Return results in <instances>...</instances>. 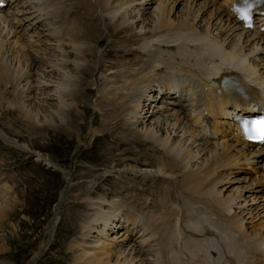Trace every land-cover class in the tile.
Masks as SVG:
<instances>
[{
    "label": "bare ground",
    "instance_id": "1",
    "mask_svg": "<svg viewBox=\"0 0 264 264\" xmlns=\"http://www.w3.org/2000/svg\"><path fill=\"white\" fill-rule=\"evenodd\" d=\"M70 1H73V4L66 10V20L71 18L70 26L64 34L56 35L52 38L55 41V46L52 48L51 57L48 58H30L24 46L18 42L19 38L15 36L16 32L5 21L0 19V52L4 53L8 59L12 68V76L23 77L30 74H38L39 80L35 81V84L42 87H40L42 90L36 93L38 97L41 96L40 100L34 99V94H30L32 99L27 102L10 103L8 100H5L4 94L9 90L10 83L11 85L13 84V80L1 78L0 104H6L11 109L12 106L24 109L26 111L25 116L33 122L38 118H42L43 115V119L49 121V124L45 123L46 125H55L57 123V128L62 127L63 130L72 131L74 127L72 128L71 126L75 122L71 117L72 114L69 113L72 101L76 111L75 115L82 113L81 109L89 115L94 109L98 115L108 121L110 128L102 135H99V137H106L111 133V137L114 138V140H111V143L117 144L116 146L129 142L122 138L119 134L121 130L118 132V128H124L128 123H133L131 118L141 120L142 123L138 125V128L136 127L134 131L130 129V132H133V139L139 145L152 143L151 146L156 151L162 150L165 153V158L156 157L155 155V162L152 163L143 161L141 158L121 157L114 162L116 156L114 152H111L115 148L113 145L105 148L103 154L99 156L105 162L111 161L107 166L113 168L119 167L115 170L116 172L122 169L131 170L135 168L137 164L135 163V166H133L124 163L126 159H132L138 163H150L154 166L151 169H154L159 174L172 177L182 176L188 181L192 180L195 182V185L187 188L188 191L199 192L203 188H207L209 192L218 190L220 193H225L231 197V201L237 206L249 205L248 208H238V211L246 217L247 221H257V226L251 227V230L264 237V162H259L262 168L258 173L241 174L234 176L230 183L215 185V181L211 180V175L207 174L210 170V160L222 150L235 148L241 142V139L225 137L218 140H209L203 137L195 128L191 127L179 110H172L163 113V115L152 113L151 109H147L150 104L145 98H143V103L138 101V97L144 91L150 90V83L147 82V86L145 87L142 82V79L145 78L149 71L147 68L152 66L153 70L156 69L161 63L160 60L155 61L154 58L147 59V67L132 77L127 76L124 67L114 71L113 68H119V64L116 67H111L107 59L104 62L102 61V64L98 63V60L95 63L89 61L95 54L98 58L104 50H107L106 42L101 44V33H97V31L101 32L103 24L111 27V35L113 36L118 35L125 29L130 30L127 38L131 42L139 44V48L133 50V52H147L149 50L147 37L154 32L169 30L166 34H158V38L164 42H168L169 45H177L178 50L182 48V45L190 47L191 45H198L204 40H212L228 59L242 65L245 70L255 75L264 84V33L259 30L249 31L242 28L239 22L234 21L224 13L223 8L217 0H147L144 8H140L139 6L134 8L128 7L127 0ZM182 2L183 5H181ZM154 4V9L149 13L148 9L153 7ZM93 5L98 7V11H96L97 13L99 12V19L91 20L92 23L89 24L87 20L93 16L91 8ZM134 9H140V11L137 14H133ZM75 11H78V15L76 16H74ZM81 13H84V19H82L83 15ZM125 13L133 14L129 18L131 21L127 24L124 19L126 17H122ZM136 18L139 21L141 19V23L136 24L135 27L137 28L132 31L136 23L134 19ZM118 20L121 21L120 25H116V21ZM91 38H97L95 42L99 45L98 47H94L95 44L92 45V41L86 40ZM60 43L63 44L60 46ZM133 52L128 51L124 52V54ZM165 56L166 53L163 50L159 59H163ZM106 62H108V65H106ZM111 62L114 63L115 61ZM41 64H43L44 69H40ZM39 69L42 71H39ZM79 73L88 78L93 75L98 76L101 83L96 85L98 77L96 81L93 79L89 81L88 79L81 80L83 77H79ZM92 92L96 93V96L94 95L96 98L90 96ZM52 99H55L57 103H51ZM136 111H142V115ZM2 130H0V137L4 138L7 142L14 143L15 141ZM84 143L85 141L80 140L77 147L84 146L86 144ZM242 145L245 146V143ZM18 146L24 148L19 143ZM132 147H127L128 149L122 148L118 154L123 155V153H127L128 151L141 150V147L135 146L137 149H133ZM247 150L250 154L260 152L259 160L264 155L263 148H257L256 151H252L248 147ZM164 159L166 161L162 163ZM50 160L55 166L59 167L51 158ZM120 162H123V166H120ZM59 168L62 169L61 167ZM64 173H66V177L68 178L71 175L70 172L68 173L65 170ZM69 184H66L68 187L64 186L61 199L65 198L72 188L79 186V184H75L71 187ZM99 186L100 184L95 186L94 189L89 186L86 193H83L81 196L75 195L78 198L83 197L81 202L78 201L77 204L73 203L71 212L75 222L81 229L80 235L78 234L79 236H77L78 239H74L76 241L74 245H78L81 252L78 257L75 254L74 259L71 260L72 264L75 260L77 264H148V260L140 253L139 248L129 237L130 233L134 231V227L141 226V229L138 231L141 230V235L144 236L145 240L155 239L157 234L180 233V230L170 217H163L161 220L147 218L128 203L111 201L110 207L104 209V199L100 198L95 201L96 196H93L94 192L101 187ZM14 204L15 202H3L0 198V222L4 220V217H8L11 214ZM84 207L85 211L77 216ZM56 213L55 217H57H54L55 220L53 219L52 226L56 224L58 219V212L55 211ZM242 225L249 226L247 223H242ZM52 226H50L51 231L55 227L52 228ZM96 227L105 235L110 233L112 235V231L120 230L121 227L122 229L110 237L111 242L109 243L101 241L95 245L93 243L95 241L98 243V239L92 241L87 238V245L82 248L81 243L77 242V240L85 239L82 235L83 228L91 231ZM67 231L70 233L74 231V228L70 226ZM71 242L73 241L71 240L68 245ZM47 244L44 248L47 247ZM195 244L199 245L197 242ZM261 246L264 248V239L261 241ZM205 255L211 260V264L215 262V258L210 253L206 252ZM14 257L15 253L13 252L10 256H2L0 254V263L4 264L2 260L5 259H13L14 262L11 264H20L21 259ZM39 257H32L27 264H36Z\"/></svg>",
    "mask_w": 264,
    "mask_h": 264
},
{
    "label": "rangeland",
    "instance_id": "2",
    "mask_svg": "<svg viewBox=\"0 0 264 264\" xmlns=\"http://www.w3.org/2000/svg\"><path fill=\"white\" fill-rule=\"evenodd\" d=\"M81 1L82 0H80V2ZM76 2H79V0H76ZM69 3L71 5L68 6V8L72 6L73 1H70ZM181 5H183V2ZM154 6L155 4L153 5V7H150L148 9L149 13H151V11L154 9ZM96 7V5H93V7H91L93 16H91L87 20V23L89 24H91L94 19H99V12L97 13L98 7L97 9H95ZM78 11H75L74 16L78 15ZM83 14L84 13H81V15ZM96 14L98 15V17ZM132 15L133 14L128 13L123 14L122 17L127 18H124L126 24L130 21L129 18L132 17ZM118 16L116 17V20ZM83 17L84 15L82 16V19H84ZM135 22L136 23L134 24L132 31L137 28L135 27L136 24L141 23V19L140 21L135 20ZM120 23V20L116 21V25H120ZM111 32V27H109L107 24H103L101 32L97 31L98 34L101 33V44L106 42V48L108 50L131 46V40L127 38V34L130 33V30L125 29L115 36L111 35ZM106 33H108L107 37ZM86 40L89 42L92 41L91 44H95L94 47L99 46L95 42L97 38ZM103 55L104 52H102L100 57L97 58L95 54V56L91 57V60L89 59V61L91 63H95L98 60L97 62L102 64V61L104 62L106 60V58H102ZM49 57H51V55H49ZM121 63H126V61ZM106 65H108V62H106ZM119 65V68L116 67L113 68V70L117 71L118 69H121V66ZM42 66L43 64H41L40 69H44V66ZM40 69L39 71H42ZM80 76L83 77L81 80L88 79V81L92 79L96 81V78L98 77L93 75L89 76L88 78L79 73V77ZM99 83H101V81L98 77L96 85H99ZM94 95L96 96V93L92 92L90 94V96L96 98L94 97ZM40 99L41 96L38 98V100ZM5 100L7 101V98H5ZM9 102L16 103L11 101ZM50 102L54 104L57 103L55 99H52ZM71 103L72 107L69 109V113L72 114L71 117L75 121L72 126L70 125L72 128L74 127L72 131L63 130L62 127L57 128V123L55 125H46L45 123L49 124V121L47 119H43V115L42 118H38L37 120H35V122H33L31 119L25 116L26 111L24 109L16 106H12L11 109L8 108V105L6 104H0V130L3 129L2 131L4 133L6 132L8 136L10 135L9 137L15 141V145H18L19 143L24 146V148L13 146L12 148H17L16 150L7 149L6 156H10L11 159L16 160V163L8 162L0 166V172L2 174H11V179L3 182L0 185L1 201H9L11 203L15 202L13 208L11 209V214L8 217H4V220L0 222V246L2 245L1 249H3H0V254H2V256H10L13 252L15 253L14 258L21 259L20 264L29 263L31 258L34 256H40L36 264H72L71 260L74 259L75 254L78 257L81 250L79 249L78 245H74L76 244V241L74 239H78L77 236L80 235L81 229L75 222L71 214L73 203L77 204L78 201L81 202V200H83V197L78 198L77 196H81L83 193H86L89 186H91V188L93 187L92 189H94L95 186L100 184L101 187L99 186L100 188L97 189L93 194V196H97L104 190H107V186L112 182L113 179H115L116 176H122L123 178H125V176L122 175V172H115V170L119 167L113 168L111 166H107L111 161L105 162L104 160H101L99 156L103 154L105 148L114 145L115 148L111 151L114 152L116 156L114 162H116V159L121 157H131L139 159L141 158L143 161L152 163L155 162V155H153V152L149 151V149L147 150V146H141V148L138 147L141 150L128 151L127 153H123V155L118 154L120 153V145L116 146L117 144L111 143V140H114V138L111 137V133H109L110 135H107L106 137H99V135H102L110 128V124H108V121L104 120L102 116L98 115L96 110L94 109L89 115L83 109H81L83 114L79 113L78 115H75L74 113H76V111L73 106L74 103L72 101ZM149 107L150 106L147 107L148 110L151 109V107ZM53 128L57 129L55 130ZM135 129L136 127L132 126L131 130L134 131ZM118 132L120 135L123 136L124 134V136L128 138L126 136L128 131L122 132V128H118ZM80 140L85 141L86 144L84 143L85 145H82L83 147L80 154L76 158H73V153ZM131 146H133V144H131ZM132 148L137 149L135 148V146H133ZM43 157H45L49 161H51V158L58 165L62 166V171L56 166L46 162ZM2 160L4 161L5 157H2ZM72 161L74 163H72ZM124 163L135 166L132 159H126ZM120 164V166H123V162H120ZM64 170L68 173L70 172L71 176L69 178L66 177V173H64ZM114 174L116 176H113ZM67 183H70L69 185L71 187H73L75 184H79V186L77 188H72L69 191V194H66L67 196L65 195L66 197L64 196L65 198L61 199V196H63L62 192L64 186ZM65 187L68 186L66 185ZM1 190L3 191V193ZM10 195L12 198L10 197ZM57 202H59L57 208L58 223L56 221L54 227L52 226V222H54L52 219L55 220V218L57 217H55V215H57V213L55 214V205L57 204ZM83 211H85V207L81 212L78 213L77 216H79ZM71 223L72 225H70ZM50 226H52V228L54 227L52 231L50 229ZM70 226L74 228V231L69 233L67 230L70 228ZM120 230L118 229L112 231V235L111 233L107 235V237H109V240H104V242H111L110 237L117 234ZM90 238L93 237L91 236ZM71 240L73 242L68 245ZM82 240L84 241V239H80V241L77 240V242L81 243V247L83 248L84 246H86V241L83 242ZM46 244L47 247L45 249L44 246ZM69 246H71L72 248ZM3 247L7 249H4ZM75 261L73 262V264H77ZM2 262L4 264H11L14 262V260L5 259L2 260Z\"/></svg>",
    "mask_w": 264,
    "mask_h": 264
},
{
    "label": "snow or ice",
    "instance_id": "3",
    "mask_svg": "<svg viewBox=\"0 0 264 264\" xmlns=\"http://www.w3.org/2000/svg\"><path fill=\"white\" fill-rule=\"evenodd\" d=\"M244 7L235 8L234 10L240 15L244 20L249 18V11L251 9V4L249 0H242ZM244 131L248 139L264 140V118L259 120L243 121Z\"/></svg>",
    "mask_w": 264,
    "mask_h": 264
}]
</instances>
